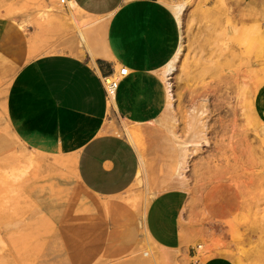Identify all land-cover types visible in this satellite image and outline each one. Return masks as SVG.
<instances>
[{"label": "rangeland", "instance_id": "obj_1", "mask_svg": "<svg viewBox=\"0 0 264 264\" xmlns=\"http://www.w3.org/2000/svg\"><path fill=\"white\" fill-rule=\"evenodd\" d=\"M186 1L183 50L168 76L178 127L183 129L184 113L207 90L221 89L222 81L234 78L245 81L253 73V106L259 117L255 130L242 124L234 134L235 158L229 152L212 158L204 145L191 159L185 179L148 172L145 183L110 197L80 183L76 167L82 147L74 144L75 135L51 146L16 113L0 84V264H264V55L242 48L234 54L237 38L230 32L233 25L249 23L242 18L245 10L254 9L252 16L260 13L255 16L261 23L264 7L260 0H222L223 10L209 17L204 10L213 7V0ZM61 5L60 0H0V21L42 23L47 21L40 18L44 12L64 13ZM174 38L153 68L165 97L162 72L175 49ZM211 110L214 119L217 112ZM131 126L110 114L99 128L116 135ZM208 137L213 143L214 135ZM147 162L156 164L153 157ZM110 200L118 209L111 224ZM142 212L148 220L145 231L136 220ZM40 216L50 225L47 231L13 244L14 234ZM144 245L153 254L143 253Z\"/></svg>", "mask_w": 264, "mask_h": 264}, {"label": "crops", "instance_id": "obj_2", "mask_svg": "<svg viewBox=\"0 0 264 264\" xmlns=\"http://www.w3.org/2000/svg\"><path fill=\"white\" fill-rule=\"evenodd\" d=\"M62 5L64 13L42 23L28 20L20 27L15 20L0 21V84L16 113L51 146L75 135L74 144L82 148L99 136H114L99 128L110 114L131 124L157 118L165 93L153 68L173 39L161 2L65 0ZM82 25L88 30L81 41ZM120 67L127 74L118 81L113 107L103 78ZM106 186L99 194L110 195Z\"/></svg>", "mask_w": 264, "mask_h": 264}, {"label": "bare ground", "instance_id": "obj_3", "mask_svg": "<svg viewBox=\"0 0 264 264\" xmlns=\"http://www.w3.org/2000/svg\"><path fill=\"white\" fill-rule=\"evenodd\" d=\"M159 1L170 15L173 38L175 37L176 40L175 49L170 53L162 72L166 83V97L160 113L161 120L155 118L146 123H135L131 127H123L113 137L99 136L89 142L88 145L83 146L82 153L77 159V176L80 183L84 187L92 189L93 192H101V186L107 184L106 193H110V197L121 194L130 187L145 183V179L149 176L148 172L162 173L179 182L186 178L184 174L187 172L190 161L203 150L202 146L208 145L209 152H211L208 155L212 158L223 157L228 152L235 158L238 151L233 147L235 145L233 140L236 139L234 134L237 133L242 124L246 129L254 131L258 123L259 117L253 106L256 81L253 78V73H251L245 81L234 78L230 83L222 81L221 89L207 90L204 93L206 96L198 98L192 108L184 113L183 129L178 127L179 120L176 115L171 113L173 95L168 76L175 70L176 63L182 54V17L187 8V1ZM213 1V7L210 10H204L205 16L211 17L218 10H223L222 0ZM260 1L264 7V0ZM60 3L64 4L65 0H60ZM68 4L71 8L75 7L74 2ZM245 11L244 13L241 12L244 14L242 18L243 21L249 23L233 25L230 28V32L237 38L233 46V53L236 54L242 48L246 49L248 54H256L259 51L264 55V14H262L264 8H261V23L258 22L260 17L255 16L260 13H256L253 17L254 9ZM111 15L112 13H110V17ZM42 17L48 20L52 15L44 12L40 18ZM70 22L73 23L74 19L71 18ZM16 23L20 27H24L28 20L20 18ZM87 30L86 25L78 27L77 33L81 41L86 39ZM211 93L212 95H210ZM111 98H113V94L110 95V104L114 107V101ZM210 98L214 99V104H211ZM211 109L217 112L214 119L211 117ZM229 131L232 134L227 136ZM209 132L214 135L213 143L208 137ZM262 133L264 134V129ZM240 136H243V132L240 133ZM228 140H230L229 147L231 148L229 151L226 150ZM239 141L237 138L234 142L239 144ZM251 147L248 146L245 152ZM242 150H239L240 154ZM150 157H153L155 165L148 164L147 159ZM219 187L222 196L231 205L232 203L225 194L224 188ZM107 209H110L111 224L112 214L118 212L113 200H110V207ZM146 219L147 217L143 212L136 219L144 231L148 221ZM49 226L45 216H40L30 225L27 224L17 231L11 239L12 243L15 245L23 244L47 231ZM141 249L144 250L143 253L145 254H153V248L148 245H144Z\"/></svg>", "mask_w": 264, "mask_h": 264}, {"label": "built area", "instance_id": "obj_4", "mask_svg": "<svg viewBox=\"0 0 264 264\" xmlns=\"http://www.w3.org/2000/svg\"><path fill=\"white\" fill-rule=\"evenodd\" d=\"M126 74H127V68L121 67L117 70V72L112 73V74L105 76L103 78V84L106 88V92H107L108 97H110L111 94L114 95L115 90L118 86V81H119L120 77H123Z\"/></svg>", "mask_w": 264, "mask_h": 264}]
</instances>
